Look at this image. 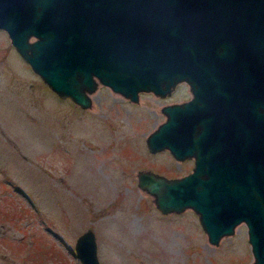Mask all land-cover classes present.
I'll use <instances>...</instances> for the list:
<instances>
[{
  "label": "water",
  "instance_id": "water-1",
  "mask_svg": "<svg viewBox=\"0 0 264 264\" xmlns=\"http://www.w3.org/2000/svg\"><path fill=\"white\" fill-rule=\"evenodd\" d=\"M0 28L82 107L98 82L137 101L185 80L192 97L163 104L145 139L192 170H139L138 186L161 212L195 210L214 244L244 221L253 260L238 264H264V0H0ZM76 237L81 264H100L95 232Z\"/></svg>",
  "mask_w": 264,
  "mask_h": 264
},
{
  "label": "rangeland",
  "instance_id": "rangeland-1",
  "mask_svg": "<svg viewBox=\"0 0 264 264\" xmlns=\"http://www.w3.org/2000/svg\"><path fill=\"white\" fill-rule=\"evenodd\" d=\"M0 28V264H81L76 236L95 232L100 264H238L253 260L244 221L208 241L195 210L161 212L136 173L169 177L193 158L151 152L146 136L163 104L192 97L181 80L167 95L134 101L98 82L82 107L60 97ZM119 262V263H118Z\"/></svg>",
  "mask_w": 264,
  "mask_h": 264
},
{
  "label": "flooded vegetation",
  "instance_id": "flooded-vegetation-1",
  "mask_svg": "<svg viewBox=\"0 0 264 264\" xmlns=\"http://www.w3.org/2000/svg\"><path fill=\"white\" fill-rule=\"evenodd\" d=\"M120 264H134V263L131 260L128 259L125 263L124 262H120Z\"/></svg>",
  "mask_w": 264,
  "mask_h": 264
},
{
  "label": "bare ground",
  "instance_id": "bare-ground-1",
  "mask_svg": "<svg viewBox=\"0 0 264 264\" xmlns=\"http://www.w3.org/2000/svg\"><path fill=\"white\" fill-rule=\"evenodd\" d=\"M35 38V35H32L31 37H30V40H32V39H34Z\"/></svg>",
  "mask_w": 264,
  "mask_h": 264
}]
</instances>
